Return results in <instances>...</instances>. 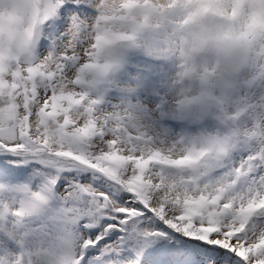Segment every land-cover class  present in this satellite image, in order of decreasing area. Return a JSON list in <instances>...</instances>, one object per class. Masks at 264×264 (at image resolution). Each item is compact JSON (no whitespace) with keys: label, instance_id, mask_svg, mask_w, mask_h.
Segmentation results:
<instances>
[{"label":"snow or ice","instance_id":"1","mask_svg":"<svg viewBox=\"0 0 264 264\" xmlns=\"http://www.w3.org/2000/svg\"><path fill=\"white\" fill-rule=\"evenodd\" d=\"M0 264H264V0H0Z\"/></svg>","mask_w":264,"mask_h":264},{"label":"rangeland","instance_id":"2","mask_svg":"<svg viewBox=\"0 0 264 264\" xmlns=\"http://www.w3.org/2000/svg\"><path fill=\"white\" fill-rule=\"evenodd\" d=\"M127 64L125 68L116 74V79L127 82L139 73L145 72L150 64V58L146 57L140 50H130L126 54ZM113 96L119 97V91H114Z\"/></svg>","mask_w":264,"mask_h":264}]
</instances>
